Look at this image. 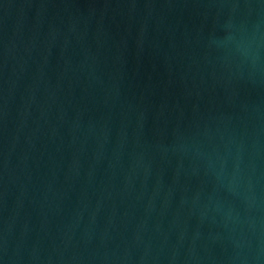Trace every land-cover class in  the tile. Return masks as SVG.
Returning <instances> with one entry per match:
<instances>
[{"label": "water", "instance_id": "water-1", "mask_svg": "<svg viewBox=\"0 0 264 264\" xmlns=\"http://www.w3.org/2000/svg\"><path fill=\"white\" fill-rule=\"evenodd\" d=\"M0 264H264V0H0Z\"/></svg>", "mask_w": 264, "mask_h": 264}]
</instances>
